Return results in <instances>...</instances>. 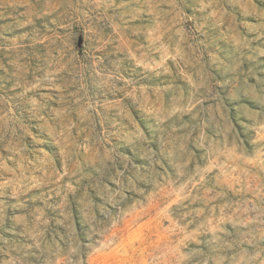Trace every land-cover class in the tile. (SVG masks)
<instances>
[{"label": "rangeland", "instance_id": "374dc122", "mask_svg": "<svg viewBox=\"0 0 264 264\" xmlns=\"http://www.w3.org/2000/svg\"><path fill=\"white\" fill-rule=\"evenodd\" d=\"M0 264H264V0H0Z\"/></svg>", "mask_w": 264, "mask_h": 264}]
</instances>
